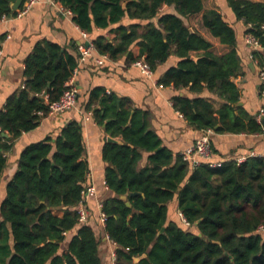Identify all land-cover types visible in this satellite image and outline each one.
Segmentation results:
<instances>
[{
    "label": "trees",
    "instance_id": "1",
    "mask_svg": "<svg viewBox=\"0 0 264 264\" xmlns=\"http://www.w3.org/2000/svg\"><path fill=\"white\" fill-rule=\"evenodd\" d=\"M14 1L0 0V19L17 13ZM58 1L100 54L112 60L124 56L127 62L143 58L154 71L174 53L177 62L159 75V84L197 93L206 88L224 100L214 114L213 104L201 94L173 95V106L190 124L200 130L262 132L244 109L237 107L239 114L233 115L232 104L240 94L235 78L243 69L235 31L220 11L205 9L202 24L232 46L223 55L211 51V43L185 23L184 18L203 10L202 0H126L124 5V0ZM227 2L245 31L264 47V0ZM164 4L173 5L175 12L161 11ZM125 16L133 21L121 23ZM96 27L110 29L113 37L95 35ZM3 38L0 34V46ZM133 44L139 45L136 57ZM263 49L253 56L261 60ZM193 51L202 54L195 59ZM77 63L78 57L55 41L34 44L24 61L23 86L0 109V175L12 140L47 114L48 103L63 93ZM86 108L94 109L105 132L122 138L102 148L109 164L105 183L112 194L101 201V211L105 231L116 244L117 264H264V237L256 231L264 225V156L191 166L181 153L174 155L161 144L148 128L147 112L132 109L124 98L95 86ZM142 152H147L146 163L139 166ZM83 155L81 125L75 120L52 142L48 138L22 149L0 202V264H100L93 227L78 220L88 172ZM174 200L188 225L178 212L168 218Z\"/></svg>",
    "mask_w": 264,
    "mask_h": 264
},
{
    "label": "crops",
    "instance_id": "2",
    "mask_svg": "<svg viewBox=\"0 0 264 264\" xmlns=\"http://www.w3.org/2000/svg\"><path fill=\"white\" fill-rule=\"evenodd\" d=\"M24 0H22L20 6ZM126 1V0H124ZM262 1V0H254ZM13 3V2H12ZM203 10L184 18L191 31L202 34L210 43V50L218 55H223L232 49L229 44L220 41L202 24V13L205 9H216L223 14L235 31V47L240 57L243 73L235 78L240 90L238 100L232 104L233 115L239 114L237 107L244 109L251 116L262 104L260 96V80L258 70L264 65V56L253 59L250 56V48L244 41L246 25L238 20L227 0H202ZM62 4H51L47 1L35 2L32 7L21 15H7L0 19V34H4L0 46V109L6 99L24 84V61L36 42L50 40L59 43L64 49L79 59L78 48L87 41L90 36L81 30L73 21L72 15L63 11ZM161 11L175 12L173 5L164 4ZM133 21L127 16L121 19V23ZM113 26L112 24L108 27ZM144 26H139L141 32ZM95 35L102 34L111 39L114 33L108 28H95ZM264 50V49H263ZM131 54L136 57L139 54V45L131 46ZM202 51H193L192 58H198ZM101 59V54L94 48L77 63L75 72V84L78 88L76 101L72 108L62 113H47L40 118L35 128L22 132L12 140V147L6 153V166L0 175V202L5 195V186L12 177L18 164V157L22 149L31 142L47 140L52 142L60 133L62 127L69 121H78L81 125V134L84 145L83 157L88 162V172L85 186L93 185L95 194L88 197L86 221L93 227L98 241V255L100 264H115L116 244L109 238L105 231L104 220L101 218V201L112 194L105 183V169L109 165L102 156V148L108 137L122 141L120 136H111L105 132L104 124L98 123L93 110L86 108L89 92L95 86H102L105 91L114 93L118 99L124 98L131 108L143 109L148 115V128L154 131L161 139V144L172 151L174 155L181 153L193 144L201 135V130L190 124L184 116L173 106L172 96L175 94L190 97L199 94L208 98L213 104L214 114L221 107L223 99L211 90L203 88L201 92H191L188 87L174 89L170 86H162L157 82L169 66L175 65L177 57L172 53L165 62L158 65L151 76H147L134 65L127 62L126 57L112 60L108 56ZM219 124L217 123L215 127ZM8 136V134H7ZM211 155L209 161L222 162L229 159L243 158L249 155L264 156V134L259 132H219L213 131L210 135ZM143 156L139 166L146 163L147 152ZM172 212H178L177 202L170 204ZM58 215L62 211L57 209ZM69 238V234H67Z\"/></svg>",
    "mask_w": 264,
    "mask_h": 264
},
{
    "label": "built area",
    "instance_id": "3",
    "mask_svg": "<svg viewBox=\"0 0 264 264\" xmlns=\"http://www.w3.org/2000/svg\"><path fill=\"white\" fill-rule=\"evenodd\" d=\"M43 1H47L51 4L58 2V0H24L21 7L18 9L15 15H21L27 12L35 2H43ZM61 8L63 9V11L71 14V11L69 9H66L64 7H61ZM83 35H86V32ZM244 41L246 45L250 48V56L256 60L257 58L253 56V51L262 50L264 47L260 44L257 37H255L250 32H245ZM93 49H94V46L92 42H89V41H87L85 44L80 45L78 48V51H79L78 61L79 60L81 61L86 55H89ZM107 56H108L107 54H101V59H98V61L102 62V59ZM133 64L138 66L139 69L142 71V73H144L145 75L147 76L152 75L153 70L150 68L149 64L143 58L135 59L133 61ZM76 68L74 69L71 76L65 81V89L63 93L60 95V97L48 103L47 113H50V114L51 113H62L73 107L76 101L77 94H78V88L75 84V79H74ZM258 77L260 80L259 92L262 98V104L259 106V108L255 112L254 117L261 124V127H262L261 133L264 134V65L260 66L258 70ZM212 133H213V130L210 128L201 130V135L199 136V138L193 144H191L189 147H187L181 152L183 159L189 161L191 166H194L202 161L208 162L210 165H217L220 163V162H212L208 160L212 152L211 145H210V135ZM242 160L243 158L237 159V161H242ZM94 194H95V187L93 185L84 186L83 189L81 190V197L77 205L79 221L81 222L86 221L88 210H87L85 202L88 197ZM179 215L182 221L186 225H188L189 222L184 219L180 211H179ZM101 218L102 220H105V215L103 213H101ZM256 231L260 232L264 237V225L263 224H260L257 227ZM114 258H115V264H117L116 256Z\"/></svg>",
    "mask_w": 264,
    "mask_h": 264
},
{
    "label": "water",
    "instance_id": "4",
    "mask_svg": "<svg viewBox=\"0 0 264 264\" xmlns=\"http://www.w3.org/2000/svg\"><path fill=\"white\" fill-rule=\"evenodd\" d=\"M21 2H22V0H15V1L12 3V8L15 9V10L18 9V7L20 6ZM125 2H126V1L123 2V5L125 4ZM2 135H3V136H7V133H6V132H2ZM108 140H110V141H115V142H120V141L115 140V139H113V138H111V137H108ZM121 198L126 199V195H125V194L121 195ZM125 203H126L127 206H130V202H129L128 200H126ZM143 256H145V253H143V254L140 255V256H136V257H134V260L137 261L138 259H140V258L143 257Z\"/></svg>",
    "mask_w": 264,
    "mask_h": 264
}]
</instances>
